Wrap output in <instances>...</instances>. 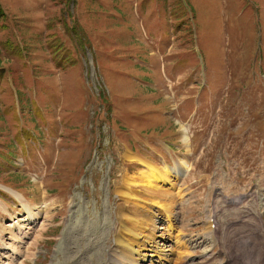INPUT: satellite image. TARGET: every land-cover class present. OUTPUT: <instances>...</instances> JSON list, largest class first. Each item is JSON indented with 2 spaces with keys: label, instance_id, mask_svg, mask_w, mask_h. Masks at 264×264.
Instances as JSON below:
<instances>
[{
  "label": "rangeland",
  "instance_id": "374dc122",
  "mask_svg": "<svg viewBox=\"0 0 264 264\" xmlns=\"http://www.w3.org/2000/svg\"><path fill=\"white\" fill-rule=\"evenodd\" d=\"M130 150L181 171L171 220ZM0 184V264H120L135 204L138 264H224L209 211L264 222V0H0Z\"/></svg>",
  "mask_w": 264,
  "mask_h": 264
},
{
  "label": "bare ground",
  "instance_id": "6f19581e",
  "mask_svg": "<svg viewBox=\"0 0 264 264\" xmlns=\"http://www.w3.org/2000/svg\"><path fill=\"white\" fill-rule=\"evenodd\" d=\"M183 133H184L183 139H184V141L187 142L188 141V137L186 136L187 131L184 130ZM123 155H124V158L126 160L135 161L139 165L141 164L145 168V170L141 172L140 177L135 176L133 178H130V179L127 178V179L123 180L122 187L124 189H121V191L118 190V194L123 198L124 204L127 203L129 200H136L139 202H143V199L140 198V195H139L140 190L136 191L137 188H140V189L148 192L149 194L153 195L154 197H156V199H162V201H164L163 202L164 204H161V205H159L160 202H155V203H156V205H158V208L159 207L162 208L163 216L166 215V217L169 218V220H171L172 219L171 216L173 215L172 210L174 208V201H172L173 197H171L172 193L169 192V189H171L174 186V183L171 180L172 177H174L173 172L176 171L177 172L176 176H178V177H179V175H181V173H180L181 171L179 170L178 167H176L177 165L173 168V171L171 169L172 167H169L167 169H161L160 167L157 166V164L149 162L146 159L140 157L139 155H137L131 151L130 152L126 151ZM164 166H166V165H164ZM183 167H184V165H183ZM161 185H167L169 187L163 189V188H161L162 187ZM2 187L5 188L4 186H2ZM133 188H135V189H133ZM5 189H7V188H5ZM11 192L15 195L16 198L24 200V197L20 193L13 191V190H11ZM242 198H244V197H242ZM233 199L231 201H233ZM236 199H237V201H236ZM235 201L236 202L233 201L232 203L236 204L239 201L241 202L242 199L240 196L239 197L237 196V198H235ZM252 202H253V200H252ZM260 205H261V203H260ZM135 206L136 207H135V210H133V213L139 214L140 217L138 219L135 218L132 226L125 228L124 232L129 233L128 239H124L122 241L121 239L125 238V236H123V235H122L123 236L122 238L119 235L120 236L119 238H121V239L116 237V240L118 239L117 244H120V245L122 244L124 246L123 251L126 252V254L128 256L127 257L126 256L124 257L123 255L117 256V254L115 252L109 253V254H111L110 259L112 261L119 262L120 264H138L137 263L138 260L139 261L141 259L147 260L146 256H148L149 254L145 255V254H142L140 252L141 247L144 249L143 244H140L142 246L138 249L133 248V245H135V243H139V241H138L139 239L137 240L133 236L140 235V233L139 234H137V233L142 231V228L149 230V236H148V234H144V240L142 241V243L149 242V244H150V242L153 241V240H150L152 233L154 234L153 231L157 227L153 220H149L150 223H147L146 222L147 218H144L145 215L142 216L141 214H143V213H141V214H140V212L138 213V210L139 211L142 210V207L140 209V204H135ZM25 207H26V212H27V216H26V219L28 221L27 223L35 225L37 223L39 214L32 213L31 210L28 209L27 204H25ZM142 212H143V210H142ZM146 212L147 211H145L144 214H147ZM212 214L209 215V219L212 218L211 219L212 221L209 220L210 221L209 224L214 223V225H215V229L211 231L212 243H214L213 245H216L219 243L221 244V242H222V244H224L225 248L228 250V252H226L228 259L224 262V264H264V233H263L264 232V227H263L264 222H262V216L261 215H258L256 213L257 215L252 216L250 214V217L247 220L244 219L243 222L237 221V223H235V226H230L229 228H227V230H224V229L222 230L220 228V224H219L220 221L218 222V220L216 219L217 216L215 215L216 216L215 217L214 214L213 215ZM123 215L126 216L127 214L123 213ZM144 224H147V226H144ZM4 230L5 229H3L2 226H0V240H2V233ZM11 233H12V231H11ZM13 233H12V236L14 235V240H15L16 244L18 242H23L22 238H24V236L25 237L27 236L25 234L26 232H24L23 229L18 226V224L14 225V232ZM218 241H220V242H218ZM178 244H179V242L177 243V248L180 249V251L176 250L177 251L176 252L177 253L176 261L182 260L181 258L185 256V252L181 250L180 246L185 248L186 243L185 244L180 243L181 245H179V247H178ZM117 248H118V246H117ZM7 249L9 250V247ZM7 249H6V251H8ZM13 250L10 249L11 253H8L9 255L5 256V257H7L6 259L8 260V262L6 264L13 263L14 257H17V255H16L17 252H15ZM154 250L151 251L152 254H150L149 256L153 257L155 255H158V258L161 257V255H160L161 253L159 254V252H158L159 250H157V251H156V249H154ZM153 252H155V253H153Z\"/></svg>",
  "mask_w": 264,
  "mask_h": 264
}]
</instances>
